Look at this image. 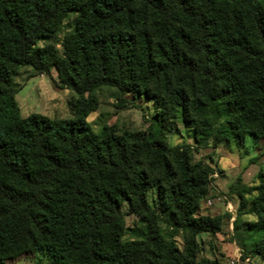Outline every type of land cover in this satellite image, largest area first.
I'll use <instances>...</instances> for the list:
<instances>
[{"label": "trees", "instance_id": "1", "mask_svg": "<svg viewBox=\"0 0 264 264\" xmlns=\"http://www.w3.org/2000/svg\"><path fill=\"white\" fill-rule=\"evenodd\" d=\"M72 15L60 52L50 42ZM21 67L56 71L75 118H22ZM103 88L157 104L148 127L96 134L87 118ZM177 123L199 146L264 140V0H0V264L41 252L54 264H222L199 260L198 236L221 230L197 215L214 173L194 147L168 145ZM257 180L245 214L264 262L263 171ZM123 206L143 227L137 240H124Z\"/></svg>", "mask_w": 264, "mask_h": 264}, {"label": "rangeland", "instance_id": "2", "mask_svg": "<svg viewBox=\"0 0 264 264\" xmlns=\"http://www.w3.org/2000/svg\"><path fill=\"white\" fill-rule=\"evenodd\" d=\"M75 19L74 15L66 19L55 39L50 42L60 52L62 39L73 30ZM13 82L18 89L16 100L22 118L34 114L50 120L75 118L70 106L75 94L71 90H63L57 86L59 80L56 71H52L51 77L36 76L32 68L21 67L15 71ZM95 96L99 106L89 115L87 122L96 134L106 132V129H112L117 135L144 131L148 127L147 121L156 114L158 108L157 104L144 95L127 94L120 101L119 93L108 88L98 90ZM224 126L225 122L221 119L215 129ZM195 134L194 127L177 123L167 134V143L170 147L183 145L194 147L193 162L206 163L214 173L209 177L207 191L200 199L197 215L220 218L221 230L214 235L198 236L199 260H218L222 264L233 262L264 264L262 259L254 254L259 248L263 233L257 219L253 215L245 214L251 208L253 195H256L252 192L259 185L257 176L264 172V140L246 137L242 141H222L215 144L210 139L199 146ZM242 199L247 202L244 208H241ZM121 213L126 225L124 240H137L143 228L139 219L128 214L127 206L122 207ZM162 228L166 236H173L178 248L183 250L182 233L168 229L165 225ZM239 256L241 258L237 261ZM6 264H54V262L49 253L41 252L14 257Z\"/></svg>", "mask_w": 264, "mask_h": 264}, {"label": "built area", "instance_id": "3", "mask_svg": "<svg viewBox=\"0 0 264 264\" xmlns=\"http://www.w3.org/2000/svg\"><path fill=\"white\" fill-rule=\"evenodd\" d=\"M231 214H233V211H231ZM233 221H234V218H232L231 222L233 223ZM232 227H233V224H232ZM240 258H241V256H239V257L237 258V261H239ZM247 261H248V260H247Z\"/></svg>", "mask_w": 264, "mask_h": 264}, {"label": "bare ground", "instance_id": "4", "mask_svg": "<svg viewBox=\"0 0 264 264\" xmlns=\"http://www.w3.org/2000/svg\"><path fill=\"white\" fill-rule=\"evenodd\" d=\"M213 204V203H212ZM212 206V205H211ZM233 264H234V262H233Z\"/></svg>", "mask_w": 264, "mask_h": 264}]
</instances>
